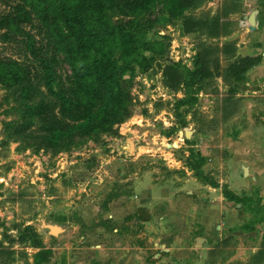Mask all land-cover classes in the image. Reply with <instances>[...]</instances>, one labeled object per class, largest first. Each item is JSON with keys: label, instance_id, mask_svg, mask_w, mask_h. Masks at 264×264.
Listing matches in <instances>:
<instances>
[{"label": "rangeland", "instance_id": "1", "mask_svg": "<svg viewBox=\"0 0 264 264\" xmlns=\"http://www.w3.org/2000/svg\"><path fill=\"white\" fill-rule=\"evenodd\" d=\"M147 1L117 0L114 20H149V37L164 40L167 52L149 70L124 75L127 100L107 130L64 145L45 141L48 126L69 119L47 94L40 57L55 61L68 94L71 69L35 15L16 19L21 32L7 25L24 0H0V60L29 67L39 88L25 101L0 82V264H36L40 250L50 252L43 264H264V0H200L186 11L200 20L220 15L227 29L220 37L203 28L185 33L183 18H168L163 0L137 14ZM253 9L256 30L241 24ZM202 43L235 47L212 54V69L214 60L226 66L242 51L261 59L241 80L215 73L194 84L193 103L179 105L185 84L168 86L164 68L193 69ZM43 94L59 122L26 112ZM228 97L238 100L234 107L224 105ZM99 102L106 104L104 93ZM47 225L63 231L52 235Z\"/></svg>", "mask_w": 264, "mask_h": 264}, {"label": "trees", "instance_id": "2", "mask_svg": "<svg viewBox=\"0 0 264 264\" xmlns=\"http://www.w3.org/2000/svg\"><path fill=\"white\" fill-rule=\"evenodd\" d=\"M116 1L24 0L25 6L17 9V16L7 18L10 29L21 32L23 30L15 22L16 19L29 21L32 15H35L51 36L54 48L64 55L71 69L73 89L72 94H68L58 82L55 61L40 57L47 94L57 99L60 113L69 119L64 120V124L48 126L51 136L45 141L49 143L61 144L58 141L62 139L64 145H67L78 136L89 135L99 129L107 130L118 118L127 100V92L122 86L124 75L132 73L136 68L149 70L156 57L168 50L164 40L149 37V32L153 28V23L149 20L142 21L136 17L127 23L115 22L112 10ZM151 1L137 6L135 10L137 14L149 9ZM199 1L163 0V11L171 20L183 18L185 33L203 28V31L212 37L227 35L226 25L220 15L213 16L211 20L208 18L200 20L192 14H186L189 9L197 7ZM228 13L226 11V14ZM28 44L34 55H38L31 36ZM216 52L234 53L235 47L229 43L223 45L202 43L198 47L193 69L175 62H169L165 66L164 81L168 86L177 88L178 85L185 84L186 98L180 100L179 105L189 101L193 103L194 84H203L206 78L215 73L241 80L261 59L260 56H237L226 66H222L216 59L215 67L212 69L211 55ZM0 82L19 89V96L25 101L32 100L39 94V88L32 81L29 67L17 60H0ZM99 93L105 94V105L99 102ZM42 98L40 104L31 106L26 112L29 115L38 114L59 122L61 120L59 117L52 118L49 115V107L44 103L46 94H43ZM237 101L233 97H228L224 105L228 102L227 107H234ZM225 195L233 200H243L228 189ZM142 219L147 221L149 217ZM29 231L30 228L27 226L22 240H25ZM49 253V250L37 252L35 263L43 264Z\"/></svg>", "mask_w": 264, "mask_h": 264}, {"label": "water", "instance_id": "3", "mask_svg": "<svg viewBox=\"0 0 264 264\" xmlns=\"http://www.w3.org/2000/svg\"><path fill=\"white\" fill-rule=\"evenodd\" d=\"M245 18L248 20V23L250 25L251 30H256L257 23H258V10L253 9L249 15H246ZM183 131H181L182 133ZM50 229V233L52 235H57L59 232H62L63 229L60 226L57 225H47Z\"/></svg>", "mask_w": 264, "mask_h": 264}, {"label": "built area", "instance_id": "4", "mask_svg": "<svg viewBox=\"0 0 264 264\" xmlns=\"http://www.w3.org/2000/svg\"><path fill=\"white\" fill-rule=\"evenodd\" d=\"M241 24L243 25V26H249V24H248V20L246 19V18H242L241 19ZM191 64V63H190ZM189 64V65H190Z\"/></svg>", "mask_w": 264, "mask_h": 264}, {"label": "crops", "instance_id": "5", "mask_svg": "<svg viewBox=\"0 0 264 264\" xmlns=\"http://www.w3.org/2000/svg\"><path fill=\"white\" fill-rule=\"evenodd\" d=\"M245 16H246V15H245ZM245 16H243V17L245 18ZM258 49H259V48H258ZM252 53H253V52H252ZM242 55H243V56H247V55L251 56V55H254V54H251V52L246 53V52L242 51Z\"/></svg>", "mask_w": 264, "mask_h": 264}]
</instances>
